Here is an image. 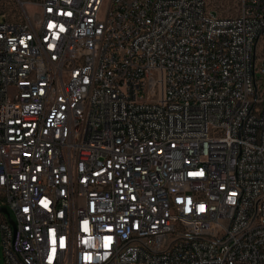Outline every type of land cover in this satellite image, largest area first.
I'll return each mask as SVG.
<instances>
[{"label": "built area", "instance_id": "2783aa9c", "mask_svg": "<svg viewBox=\"0 0 264 264\" xmlns=\"http://www.w3.org/2000/svg\"><path fill=\"white\" fill-rule=\"evenodd\" d=\"M13 3L0 264H264V0Z\"/></svg>", "mask_w": 264, "mask_h": 264}, {"label": "rangeland", "instance_id": "374dc122", "mask_svg": "<svg viewBox=\"0 0 264 264\" xmlns=\"http://www.w3.org/2000/svg\"><path fill=\"white\" fill-rule=\"evenodd\" d=\"M29 1L34 2L35 0H29ZM211 1L215 3L218 2V0H211ZM14 9H15V5L13 3V0H0V13L14 11ZM0 261L1 263H3V259L1 257V250H0Z\"/></svg>", "mask_w": 264, "mask_h": 264}, {"label": "snow or ice", "instance_id": "6c2138e0", "mask_svg": "<svg viewBox=\"0 0 264 264\" xmlns=\"http://www.w3.org/2000/svg\"><path fill=\"white\" fill-rule=\"evenodd\" d=\"M68 15H71L70 13L68 14ZM49 27H52V25H49ZM61 31H63V27H61ZM190 175H199L198 173L197 174H193V173H190ZM233 196H235V193H233L232 194ZM43 203V202H42ZM45 206H47L46 204H45ZM200 210L201 211H203L204 210V206L203 205H201L200 206ZM27 211V210H26ZM108 240H110V238H107ZM61 246H63V242L61 241ZM108 245H107V243L105 244V247H107Z\"/></svg>", "mask_w": 264, "mask_h": 264}, {"label": "water", "instance_id": "95a60500", "mask_svg": "<svg viewBox=\"0 0 264 264\" xmlns=\"http://www.w3.org/2000/svg\"><path fill=\"white\" fill-rule=\"evenodd\" d=\"M1 211H2V213H4L9 218V213H8V211H7V209L5 207H1ZM9 222L12 225H14V222H13V220L11 218H9Z\"/></svg>", "mask_w": 264, "mask_h": 264}]
</instances>
